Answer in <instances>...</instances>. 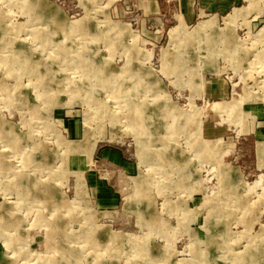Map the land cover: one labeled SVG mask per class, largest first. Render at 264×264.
<instances>
[{
    "label": "rangeland",
    "instance_id": "rangeland-1",
    "mask_svg": "<svg viewBox=\"0 0 264 264\" xmlns=\"http://www.w3.org/2000/svg\"><path fill=\"white\" fill-rule=\"evenodd\" d=\"M224 5L0 0V264H264V0Z\"/></svg>",
    "mask_w": 264,
    "mask_h": 264
},
{
    "label": "crops",
    "instance_id": "crops-1",
    "mask_svg": "<svg viewBox=\"0 0 264 264\" xmlns=\"http://www.w3.org/2000/svg\"><path fill=\"white\" fill-rule=\"evenodd\" d=\"M193 1V0H190ZM196 1V0H194ZM199 3H202L203 6L208 5L211 8H222L225 7L226 0H197Z\"/></svg>",
    "mask_w": 264,
    "mask_h": 264
},
{
    "label": "bare ground",
    "instance_id": "bare-ground-1",
    "mask_svg": "<svg viewBox=\"0 0 264 264\" xmlns=\"http://www.w3.org/2000/svg\"><path fill=\"white\" fill-rule=\"evenodd\" d=\"M1 20V19H0ZM25 63V62H24ZM39 64V63H38ZM43 64V63H42ZM36 66V65H35ZM38 66V65H37ZM51 73V72H50ZM45 76V75H44ZM43 80V79H42ZM41 80V81H42ZM55 80V79H54ZM58 82V81H57ZM97 244V243H96ZM253 252V251H252ZM248 255V254H247ZM251 257V256H250ZM249 258V257H248ZM253 259H255V257L253 258Z\"/></svg>",
    "mask_w": 264,
    "mask_h": 264
}]
</instances>
